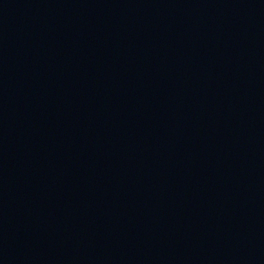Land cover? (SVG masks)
Segmentation results:
<instances>
[{"label": "water", "instance_id": "water-1", "mask_svg": "<svg viewBox=\"0 0 264 264\" xmlns=\"http://www.w3.org/2000/svg\"><path fill=\"white\" fill-rule=\"evenodd\" d=\"M0 264H264V0L0 20Z\"/></svg>", "mask_w": 264, "mask_h": 264}]
</instances>
